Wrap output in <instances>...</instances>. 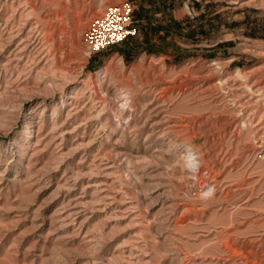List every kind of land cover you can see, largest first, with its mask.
<instances>
[{
    "label": "rangeland",
    "instance_id": "rangeland-1",
    "mask_svg": "<svg viewBox=\"0 0 264 264\" xmlns=\"http://www.w3.org/2000/svg\"><path fill=\"white\" fill-rule=\"evenodd\" d=\"M121 1L0 0V264H264V0Z\"/></svg>",
    "mask_w": 264,
    "mask_h": 264
},
{
    "label": "built area",
    "instance_id": "built-area-1",
    "mask_svg": "<svg viewBox=\"0 0 264 264\" xmlns=\"http://www.w3.org/2000/svg\"><path fill=\"white\" fill-rule=\"evenodd\" d=\"M134 9L132 1L122 0L106 7L100 16L92 19L84 34V43L89 54L116 47L135 35Z\"/></svg>",
    "mask_w": 264,
    "mask_h": 264
},
{
    "label": "trees",
    "instance_id": "trees-1",
    "mask_svg": "<svg viewBox=\"0 0 264 264\" xmlns=\"http://www.w3.org/2000/svg\"><path fill=\"white\" fill-rule=\"evenodd\" d=\"M134 14H135V13H133V19H134V16H135ZM140 15H141V14L139 13V16H140ZM142 16H143V15H141V18H142ZM146 35H147V33L145 34V36H146ZM145 43H147V44L149 43V39L147 38V36H146V38H145ZM127 51H129V50H127ZM128 53H130V51H129ZM150 53H152V52L150 51Z\"/></svg>",
    "mask_w": 264,
    "mask_h": 264
}]
</instances>
